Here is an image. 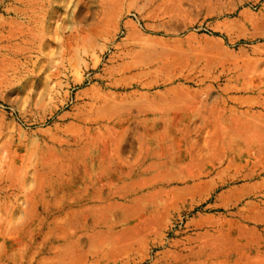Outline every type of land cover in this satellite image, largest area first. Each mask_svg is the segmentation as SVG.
Listing matches in <instances>:
<instances>
[{
  "label": "rangeland",
  "instance_id": "1",
  "mask_svg": "<svg viewBox=\"0 0 264 264\" xmlns=\"http://www.w3.org/2000/svg\"><path fill=\"white\" fill-rule=\"evenodd\" d=\"M0 264H264V0H0Z\"/></svg>",
  "mask_w": 264,
  "mask_h": 264
}]
</instances>
